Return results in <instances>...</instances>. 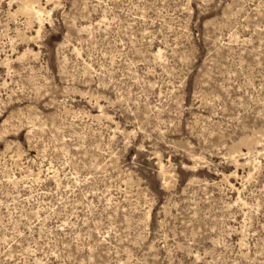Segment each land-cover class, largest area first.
<instances>
[{"label": "rangeland", "instance_id": "374dc122", "mask_svg": "<svg viewBox=\"0 0 264 264\" xmlns=\"http://www.w3.org/2000/svg\"><path fill=\"white\" fill-rule=\"evenodd\" d=\"M0 264H264V0H0Z\"/></svg>", "mask_w": 264, "mask_h": 264}, {"label": "bare ground", "instance_id": "6f19581e", "mask_svg": "<svg viewBox=\"0 0 264 264\" xmlns=\"http://www.w3.org/2000/svg\"><path fill=\"white\" fill-rule=\"evenodd\" d=\"M35 10V9H34ZM39 11H40V9H37L35 12H33V13H35V14H37V15H39ZM31 12V11H30ZM40 16V15H39Z\"/></svg>", "mask_w": 264, "mask_h": 264}]
</instances>
